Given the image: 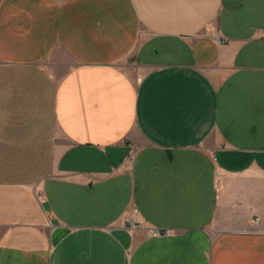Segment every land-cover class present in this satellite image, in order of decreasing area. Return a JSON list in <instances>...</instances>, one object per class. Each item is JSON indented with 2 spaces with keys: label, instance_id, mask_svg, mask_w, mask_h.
Wrapping results in <instances>:
<instances>
[{
  "label": "crops",
  "instance_id": "1",
  "mask_svg": "<svg viewBox=\"0 0 264 264\" xmlns=\"http://www.w3.org/2000/svg\"><path fill=\"white\" fill-rule=\"evenodd\" d=\"M0 264H264V0H0Z\"/></svg>",
  "mask_w": 264,
  "mask_h": 264
},
{
  "label": "built area",
  "instance_id": "2",
  "mask_svg": "<svg viewBox=\"0 0 264 264\" xmlns=\"http://www.w3.org/2000/svg\"><path fill=\"white\" fill-rule=\"evenodd\" d=\"M138 209L136 207H134L131 212L128 215V220L131 222V228H135L139 225V220H138ZM168 232V230H162V229H157V228H151L150 229V233L153 235H158L161 233H166Z\"/></svg>",
  "mask_w": 264,
  "mask_h": 264
},
{
  "label": "rangeland",
  "instance_id": "3",
  "mask_svg": "<svg viewBox=\"0 0 264 264\" xmlns=\"http://www.w3.org/2000/svg\"><path fill=\"white\" fill-rule=\"evenodd\" d=\"M129 64L131 65V64H132V62H130ZM131 69H134V68H132V65H131Z\"/></svg>",
  "mask_w": 264,
  "mask_h": 264
}]
</instances>
